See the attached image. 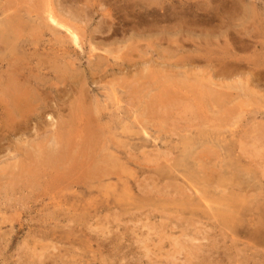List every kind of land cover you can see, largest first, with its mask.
<instances>
[{
	"label": "rangeland",
	"instance_id": "374dc122",
	"mask_svg": "<svg viewBox=\"0 0 264 264\" xmlns=\"http://www.w3.org/2000/svg\"><path fill=\"white\" fill-rule=\"evenodd\" d=\"M0 30V264H264V0H0Z\"/></svg>",
	"mask_w": 264,
	"mask_h": 264
},
{
	"label": "bare ground",
	"instance_id": "6f19581e",
	"mask_svg": "<svg viewBox=\"0 0 264 264\" xmlns=\"http://www.w3.org/2000/svg\"><path fill=\"white\" fill-rule=\"evenodd\" d=\"M51 5H52V4H51ZM54 7H55V6H54ZM57 7H58V6H57ZM58 9H59V8H58ZM46 10H47V9H46ZM55 12H56V11H55ZM174 13H175V12H174ZM174 13H173V14H174ZM176 13H177V12H176ZM176 13H175V14H176ZM173 14H172V15H173ZM175 14H174V16H175ZM177 14H178V13H177ZM12 15H13V14H12ZM46 15H48V19H49V21H50L51 23H53V24H55V25H57V26H61V27L65 28L66 31H67V32L69 33V35H70V38H71V41L73 42V45H76V46L79 47V42H81V41H79V36H78V34H77L73 29L67 27V24H66V26H65L64 23H61V22L56 18L55 13H54L53 11H51V9H48V14H46ZM172 15H171V16H172ZM174 16H173V17H174ZM177 16H178V15H177ZM6 17H7V16H6ZM168 17H169V16H168ZM8 19H9V18H8ZM45 19H46V18H45ZM168 19H169V18H168ZM15 21L18 22V20H15ZM20 21H21V20H20ZM11 22H12V21H11ZM36 22H37V21H36ZM51 23H50V24H51ZM14 24H16V23H14ZM103 24H104V23H103ZM186 24H188V23H186ZM11 25H13V24L11 23ZM51 25H52V24H51ZM51 25H50V26H51ZM179 25H180V24H179ZM184 25H185V24H184ZM13 26H14V25H13ZM16 26H17V25H16ZM19 26H20V25H19ZM50 26H49V27H50ZM166 26H167V25H166ZM173 26H174V25H173ZM4 27H5V26H4ZM10 27H12V26H10ZM14 27H15V26H14ZM163 27H164V25H163ZM174 27H175V26H174ZM176 27H177V26H176ZM51 28H52V27H51ZM160 28H161V27H160ZM47 29H48V28H47ZM49 29H50V28H49ZM49 29H48V30H49ZM57 29H58V28H57ZM161 29H162V28H161ZM168 29H169V28H166V30H168ZM173 29H175V28H173ZM173 29H172V30H173ZM181 29H182V28H181ZM10 30H11V28H10ZM18 30H20V29H18ZM75 30H76V29H75ZM146 30H147V28H146ZM150 30H151V28H150ZM158 30H159V29H158ZM170 30H171V29H170ZM170 30H169V31H170ZM11 31H12V30H11ZM152 31H153V30H152ZM169 31H167V32H169ZM178 31H179V30H178ZM0 32H2V30H0ZM148 32H149V31H148ZM157 32H158V31H157ZM164 33H166V32H164ZM1 34H2V33H1ZM12 34H13V33H12ZM65 34H66V33H65ZM6 35H7V34H6ZM63 35H64V34H63ZM67 36H68V35H67ZM64 37H65V36H64ZM3 38H4V37H3ZM6 39H7V38H6ZM82 39H83V38H82ZM84 39H85V38H84ZM8 40H9V39H8ZM80 40H81V39H80ZM3 41H4V40H3ZM12 41H13V39H12ZM88 41H89V40H88ZM9 44H11V43H9ZM94 44H95V43H94ZM4 45H6V44H4ZM177 46H178V45H177ZM66 47H67V46H66ZM84 47H85V46H84ZM70 48H71V47H70ZM96 48H97V47H96ZM198 48H200V47H198ZM67 49H68V47H67ZM50 50H51V49H50ZM62 50H64V49L62 48ZM69 50H70V49H69ZM72 50H73V49H72ZM76 50H77V49H76ZM196 50H197V49H196ZM51 51H52V50H51ZM83 51H84V50H83ZM83 51H82V53H83ZM90 51H92V49H91ZM174 51H177V50H174ZM34 52H36V51H34ZM34 52H32V54H33ZM69 52H70V51H69ZM69 52L67 51V53H69ZM77 52H78V51H77ZM178 52H179V51H178ZM178 52H177V53H178ZM184 52H185V51H184ZM194 52H195V50H194ZM196 52H197V51H196ZM36 53H37V52H36ZM54 53H57V52H54ZM89 53H90V52H89ZM179 53L181 54L182 52H179ZM187 53H188V52H187ZM200 53H201V52H200ZM32 54H31V55H32ZM60 54H61V53H60ZM62 54H64V55L66 56V53H65V52L62 53ZM62 54H61V55H62ZM74 54H75V53H74ZM78 54H79V53H78ZM91 54H92V53H91ZM93 54H94V53H93ZM196 54H197V53H196ZM203 54H204V53H203ZM203 54H202V56H201V55H200V56L203 57ZM34 55H35V53H34ZM42 55H43V54L41 53V56H42ZM44 55L46 56V54H44ZM50 55H51V54H50ZM50 55H49V57H50ZM54 55H55V57H56V54H54ZM88 55H89V54H88ZM181 55H182V54H181ZM206 55H207V54H206ZM0 56H1V55H0ZM35 56H36V55H35ZM35 56H34V58H35ZM41 56H40V58H41ZM71 56H72V55H71ZM79 56H80V55H79ZM103 56H104V55H103ZM178 56H179V55H178ZM192 56H193V55H192ZM197 56H198V55H197ZM204 56H205V55H204ZM207 56H209V55H207ZM216 56H217V54H216ZM220 56H221V55H220ZM229 56H231V55H229ZM229 56H228V57H229ZM46 57H47V56H46ZM53 57H54V56H53ZM53 57L50 58V59L53 60ZM63 57H64V56H63ZM68 57H69V56H68ZM104 57H105V56H104ZM106 57H107V56H106ZM106 57H105V58H106ZM224 57H225V55H224ZM236 57H237V56H236ZM0 58H1V57H0ZM26 58H27V57H26ZM38 58H39V57H38ZM56 58H57V57H56ZM69 58H70V57H69ZM99 58H100V57H99ZM181 58L183 59V57H181ZM194 58H196V56H194ZM207 58H208V57H207ZM222 58H223V57H222ZM19 59H20V58H19ZM23 59H25V58H23ZM45 59H46V58H45ZM47 59H48V57H47ZM60 59H61V58H60ZM64 59H65V58H64ZM88 59H90V57H89ZM107 59H108V58H107ZM196 59H197V58H196ZM196 59H195V60H196ZM210 59H211V57H210ZM219 59H220V58H219ZM226 59H228V58H226ZM233 59H234V57H233ZM236 59H238V58H236ZM242 59H243V58H242ZM260 59H261V58H260ZM11 60H12V59H11ZM11 60H10V61H11ZM17 60H18V57H17ZM21 60H22V59H21ZM56 60H57V59H56ZM61 60H62V59H61ZM101 60H102V59H101ZM101 60H100V61H101ZM113 60H114V59H113ZM113 60H112V61H113ZM127 60H128V59H127ZM127 60H126V61H127ZM174 60H175V59H174ZM177 60H178V59H177ZM195 60H193V61H195ZM203 60H204V59H203ZM216 60H217V59H216ZM230 60H232V58H231ZM234 60H235V59H234ZM246 60H247V59H246ZM248 60H249V59H248ZM250 60H251V59H250ZM252 60H253V59H252ZM258 60H259V59H258ZM258 60H256V62H257ZM14 61H15V60H14ZM14 61H12V62H14ZM54 61H55V60H53V61H51V62L54 63ZM58 61H59V60H58ZM89 61H90V60H89ZM110 61H111V60H110ZM126 61H125V63H126ZM179 61L181 62V59H180ZM179 61H178V62H179ZM182 61H185V60L183 59ZM188 61H189V60H188ZM222 61H224V60L222 59ZM222 61H221V64H223ZM41 62L43 63V61H41ZM61 62H62V61H61ZM70 62H73V61H69V63H70ZM90 62H91V61H90ZM114 62H115V61H114ZM138 62H139V61H138ZM185 62H186V61H185ZM206 62H207V61H206ZM226 62L228 63V61H226ZM230 62H231V61H230ZM230 62H229V64H230ZM239 62H240V61H239ZM246 62H247V61H246ZM262 62H263V61H262ZM0 63H1V62H0ZM14 63H15V62H14ZM14 63H13V64H14ZM46 63H47V62H46ZM49 63H50V61H49ZM49 63H48V64H49ZM57 63H58V62H57ZM69 63H68V64H69ZM99 63H100V62H99ZM99 63H98V64H99ZM119 63H120V62H119ZM194 63H195V62H194ZM214 63L217 64L216 62H214ZM234 63H235V62H234ZM242 63H243V62H242ZM257 63H258V62H257ZM8 64H9V63H8ZM55 64H56V63H55ZM55 64H54V65H55ZM90 64H91V63H90ZM111 64L113 65V63H111ZM128 64H129V65H128ZM128 64H127L128 66L131 65L130 62H129ZM180 64H182V62H181ZM224 64H225V63H224ZM239 64H240V63H239ZM239 64H238V65H239ZM16 65H18V63H17ZM23 65H24V64H23ZM44 65H45V64H44ZM65 65H66V64H65ZM74 65H75V64H74ZM74 65H73V66H74ZM109 65H110V64H109ZM208 65H209V64H208ZM234 65H235V64H234ZM240 65H241V64H240ZM240 65H239V66H240ZM243 65H244V64H243ZM9 66H10V65H9ZM18 66H19V65H18ZM69 66H71V64H70ZM114 66H115V65H114ZM116 66H117V65H116ZM116 66H115V67H116ZM215 66H218V65H215ZM229 66H230V65H227V67H229ZM246 66H247V65H246ZM16 67H17V66H16ZM22 67H23V66H22ZM49 67H52V65L49 64ZM58 67H60V66H59V63H58ZM58 67H57V69H58ZM101 67H102V65H101ZM104 67H105V66H104ZM119 67H120V66H119ZM119 67H118V68H119ZM230 67H231V66H230ZM230 67H229V69H230ZM235 67H237V65H235ZM249 67H250V66H249ZM11 68H12V67H11ZM26 68H27V67H26ZM26 68H25V69H26ZM47 68H48V67H47ZM54 68L56 69V65L54 66ZM54 68H52V69H54ZM70 68H71V67H70ZM96 68H97V67H96ZM112 68H113V67H112ZM215 68H216V67H215ZM222 68H223V67H222ZM238 68L240 69V67H238ZM22 69H23V68H22ZM49 69H50V68H49ZM57 69H56L55 71H57ZM59 69H60V68H59ZM89 69H90V68H89ZM100 69H101V68H100ZM105 69H106V68H105ZM116 69H117V68H116ZM119 69H120V68H119ZM216 69H217V68H216ZM231 69H232V68H231ZM241 69H242V67H241ZM19 70H20V69H19ZM60 70H61V69H60ZM62 70H64L63 67H62ZM62 70H61V71H62ZM117 70H118V69H117ZM211 70H212V69H211ZM211 70H210V71H211ZM223 70H224V69H223ZM242 70H243V69H242ZM259 70H260V69H259ZM8 71H10V70L8 69ZM12 71H13V70H12ZM12 71H11V72H12ZM65 71H66V70H65ZM69 71H70V70H69ZM91 71H92V70H91ZM95 71H96V70H95ZM95 71H93V72L95 73ZM194 71H195V70H194ZM196 71H198V70H196ZM233 71H234V70H233ZM233 71H232V72H233ZM254 71H255V70H254ZM254 71H253V73H254ZM11 72H10V73H11ZM25 72H26V71H25ZM67 72H68V71H67ZM67 72H66V73H67ZM88 72L90 73V71H88ZM106 72H107V71H105V73H106ZM109 72H110V69H109ZM115 72H116V71H114V73H115ZM224 72H225V71H224ZM232 72H231V76L233 75ZM235 72H236V70H235ZM243 72H244V71H243ZM243 72H241V73L238 72V73H239V74H243ZM256 72H257V71H256ZM259 72H260V71H259ZM262 72H263V71H262ZM15 73H16V72H14V74H15ZM21 73H22V72H21ZM23 73H24V72H23ZM26 73H27V72H26ZM58 73H59V70H58ZM61 73H63V71H62ZM68 73H69V72H68ZM97 73H99V72L97 71ZM102 73L105 74L104 71H103ZM107 73H108V72H107ZM111 73H112V72H111ZM199 73H200V70H199ZM202 73H203V72H202ZM225 73H226V72H225ZM238 73H237V74H238ZM69 74H70V73H69ZM99 74H100V73H99ZM203 74H204V73H203ZM211 74H213V73H211ZM211 74H210V75H211ZM214 74H217V72H215ZM255 74H256V73H255ZM258 74H259V73H258ZM258 74H256L255 76H257ZM10 75H12V74H10ZM66 75H67V74H66ZM90 75H92V74H90ZM94 75H95V74H94ZM210 75H209V76H210ZM217 75H218V74H217ZM224 75H225V74H224ZM229 75H230V74H229ZM229 75H228V76H229ZM251 75H252V73H251ZM260 75H261V74H260ZM15 76H16V74H15ZM28 76H29V75H28ZM38 76H39V75H38ZM38 76H36L35 78L37 79ZM61 76L63 77V75H61ZM77 76H78V75H77ZM200 76H201V75H200ZM231 76H230V77H231ZM255 76L253 75V77H255ZM6 77H8V74H7ZM6 77H5V78H6ZM12 77H13V75H12ZM92 77H93V76H92ZM100 77H101V76H100ZM203 77H204V76H203ZM210 77H211V76H210ZM258 77H259V75H258ZM8 78H9V77H8ZM10 78H11V77H10ZM13 78H14V77H13ZM30 78H32V77H30ZM38 78H39V77H38ZM50 78H51V77H50ZM55 78H56V77H55ZM63 78H64V77H63ZM72 78H73V77H72ZM235 78H236V77H235ZM242 78H243V77H242ZM245 78H246V77H245ZM245 78H244V79H245ZM248 78L251 79L252 76H248ZM1 79H2V78H1ZM64 79H67V78H64ZM75 79H76V77H75ZM75 79H74V80H75ZM141 79H142V78H141ZM262 79H263V78H262ZM38 80H39V79H38ZM40 80L42 81V78H41V77H40ZM67 80H68V79H67ZM67 80H66V81H67ZM76 80H77V79H76ZM219 80H220V79H219ZM246 80H247V78H246ZM257 80H258V78H257ZM4 81H5V80H4ZM15 81H16V80H15ZM21 81H22V80H21ZM35 81H36V80H35ZM41 81H40V82H41ZM56 81H57V80H56ZM212 81H213V80H212ZM247 81H248V80H247ZM249 81H250V80H249ZM262 81H264V80H262ZM2 82H3V81H2ZM12 82H13V81H12ZM26 82H27V81H26ZM37 82H38V81H37ZM54 82H55V81H54ZM71 82H72V81H71ZM244 82L246 83V81H244ZM24 83H25V82H24ZM74 83H75V82H74ZM230 83H231V82H230ZM263 83H264V82H263ZM4 84H5V83H4ZM18 84H20V83H18ZM30 84H31V82H30ZM36 84H37V83H36ZM36 84H35V85H36ZM67 84H68V83H67ZM69 84L72 85V83H69ZM209 84H210V83H209ZM211 84H212V83H211ZM211 84H210V85H211ZM213 84H214V83H213ZM213 84H212V85H213ZM217 84H218V82H217ZM217 84H216V81H215V85H217ZM220 84H221V83H220ZM249 84H252V83H248V86H250ZM9 85L11 86V89L8 88V87H10ZM14 85H15V84H14ZM22 85H23V83H22ZM38 85H39V84H38ZM40 85H41V84H40ZM218 85H219V84H218ZM233 85H234V83H233ZM33 86H34V85H33ZM213 86H214V85H213ZM219 86H220V85H219ZM221 86H223V85H221ZM226 86H227V85H226ZM0 87H1V86H0ZM4 87H5V86H4ZM13 87H14V86H13ZM16 87H18V86H16ZM23 87H24V86H23ZM43 87H44V86H43ZM224 87H225V86H224ZM7 88H8L7 90H6V88H4L3 90H2V88H1L2 91H0V92H2V93H0V94L2 95V99L4 98L5 100H7V101H9V102H12V103H11V108H10L8 111H9L10 113H13L14 111L17 110V111H20V114H21V113H23L25 110H27V109H28V107H27V106H28V104H27L28 101L25 102V99H24V95H25V94H24V93H23V94H22V93L19 94V89H18V88H13V89H12V85H11L10 83L7 85ZM19 88H20V86H19ZM35 88H36V87H35ZM71 88H72V87H71ZM201 88H202V87H201ZM203 88H204V87H203ZM205 88L207 89V87H205ZM214 88H215V87H214ZM214 88H213V90L216 89V88H215V89H214ZM249 88H250V87H249ZM22 89H23V88H22ZM67 89H68V88H67ZM72 89H73V88H72ZM219 89H220V88H219ZM219 89H218V90H219ZM27 90H28V89H27ZM31 90H32V89H31ZM43 90H44V89H43ZM65 90H66V89H65ZM69 90H70V89H69ZM75 90H76V87H75ZM209 90H211V89H209ZM218 90L216 89V94H217V91H218ZM220 90H221V92H223V91H222L223 89H220ZM36 91H37V90H36ZM57 91H58V90H57ZM57 91H56V92H57ZM205 91H206V90H205ZM225 91H226V90H225ZM71 92H72V91H71ZM203 92H204V89H203ZM207 92H208V89H207ZM213 92H214V91H213ZM213 92H212V93H213ZM221 92H219L218 95H219ZM229 92H230V93H229ZM229 92H228V94H227V95H229V97H227V98H228V99H232V98H230V96H231V94H233V92H232V93H231V91H229ZM31 93H32V92H31ZM35 93H36V92H35ZM136 93H137V92H136ZM138 93H139V92H138ZM250 93H251V92H250ZM139 94H140V93H139ZM204 94L206 95V93H204ZM216 94H215V95H216ZM223 94H224V93H223ZM28 95L31 96V94H28ZM34 95H35V94H34ZM209 95H211V93H208V96H209ZM213 95H214V93H213ZM213 95H212V96H213ZM25 96H26V95H25ZM30 96H29V97H30ZM203 96H204V95H203ZM203 96H200V97H203ZM221 96H223V95H221ZM224 96H226V92H225V95H224ZM224 96H223V97H224ZM167 97H168V96H167ZM27 98H28V97H27ZM37 98H38V97H37ZM207 98H208V97H207ZM215 98H218V97H215ZM215 98H213V99L215 100ZM220 98H221V97H219V99H220ZM4 99H3V100H4ZM31 99H32V98H31ZM33 99H34V98H33ZM211 99H212V97L209 98L210 103H211V101H214L213 99H212V100H211ZM219 99H216V100L218 101ZM204 100H205V99H204ZM226 100H227V99H226ZM170 101H171V100H170ZM198 101H199V100H198ZM200 101H201V100H200ZM220 101L222 102V99H220ZM224 101H225V97H224ZM228 101H229V100H228ZM36 102H37V101H36ZM156 102H157V101H156ZM218 102H219V101H218ZM218 102H217V104H218ZM38 103H39V102H37V104H38ZM219 103H220V102H219ZM22 104H23V105H22ZM32 104H33V103H32ZM161 104H162V103H161ZM217 104H216V102H215V105H216V106H217ZM222 104H223V102H222ZM224 104H225V103H224ZM4 105L6 106V104H4ZM21 105H22V106H21ZM58 105H59V104H58ZM60 105H61V104H60ZM159 105H160V104H159ZM159 105H158V106H159ZM212 105H214V102H213ZM1 106H3V105H1ZM155 106H156V105H155ZM162 106H163V105H162ZM222 106H223V105H222ZM164 107H165V106H164ZM8 108H9V106H8ZM20 108H21V110H19ZM62 108H63V107H62ZM85 109H86V108H85ZM58 110H59V109H58ZM0 111H1V109H0ZM80 111H81V110H80ZM80 111H79V112H80ZM1 112H2V111H1ZM25 115H26V114H25ZM50 116H51V115H50ZM85 116H86V115H85ZM5 117H6V114H5ZM46 117H47V116H46ZM86 117H87V116H86ZM0 118H1V117H0ZM52 118H53V117H52ZM89 118H90V117H89ZM18 119H19V118H18ZM97 119H98V118H97ZM24 120L26 121L25 118H24ZM27 120H28V119H27ZM78 120H79V119H78ZM39 121H41V120H39ZM42 121H43V120H42ZM42 121H41V122H42ZM139 121H140V120H139ZM8 122H9V121H8ZM11 122H12V121H11ZM120 122H121V121H120ZM29 123H30V122H29ZM87 123H88V122H87ZM0 124H1V123H0ZM9 124H10V123H9ZM12 125H13V124H11V126H12ZM15 125H16V124H15ZM0 126H1V125H0ZM28 126H29V125H28ZM21 127H22V125H21ZM58 127H59V126H58ZM140 127H141V126H140ZM3 128H4V127H3ZM13 128H14V126H13ZM51 129H52V128H51ZM186 129H187V128H186ZM1 130H2V129H1ZM4 130H5V128H4ZM19 130H20V129H19ZM19 130H18V131H19ZM21 130H22V129H21ZM42 130H43V129H42ZM52 130H53V129H52ZM54 130H56V128H55ZM189 130H190V129H189ZM12 131H13V130H12ZM48 131H49V130H48ZM60 131H61V130H60ZM149 131H150V130H149ZM6 132H7V131H6ZM20 132H21V131H20ZM22 132H23V131H22ZM44 132H45V131H44ZM62 132H63V131H62ZM1 133H2V131H1ZM45 133H46V132H45ZM87 133H88V132H87ZM55 134H56V133H55ZM14 135H15V134H14ZM14 135H13V136H14ZM23 135H24V134H23ZM21 136H22V135H21ZM54 136H55V135H54ZM14 137H15V136H14ZM18 137H19V136H18ZM55 137H56V136H55ZM55 137H54V138H55ZM6 138H7V137H6ZM6 138H5V139H6ZM10 138H11V137H10ZM12 138H13V137H12ZM15 138H16V137H15ZM56 138H57V137H56ZM56 138H55V139H56ZM3 139H4V138H3ZM19 139H20V137H19ZM15 140H16V139H15ZM17 140H18V139H17ZM17 140H16V141H17ZM25 140H26V139H25ZM18 141H19V140H18ZM26 141H27V140H26ZM84 141H85V140H84ZM85 142H86V141H85ZM23 143H24V142H23ZM79 143H80V142H79ZM88 143H89V142H88ZM21 144H22V143H21ZM27 144H28V143H27ZM27 144H26V145H27ZM5 145H6V143H5ZM11 145H12V144H11ZM84 145H85V144H84ZM14 146H15V145H14ZM23 146H24V145H23ZM5 147H6V146H5ZM12 147H13V146H12ZM23 149H24V148H23ZM69 149H70V148H69ZM152 149H153V148H152ZM156 149H157V148H156ZM156 149H155V150H156ZM7 150H8V149H7ZM36 150H37V149H36ZM57 150H58V148H57ZM81 150H82V149H81ZM23 151H25V150H23ZM27 151H28V150H27ZM37 151H38V150H37ZM161 151H162V150H161ZM166 151H167V150H166ZM166 151H165V152H166ZM170 151H171V150H170ZM199 151H200V150H199ZM5 152H6V151H5ZM61 152H62V151H61ZM84 152H85V151H84ZM163 152H164V151H163ZM6 153H7V152H6ZM9 153H10V152H9ZM20 153H21V152H20ZM32 153H33V152H32ZM157 153H158V152H157ZM173 153H174V152H173ZM48 154H50V153H48ZM48 154H47V156H48ZM62 154H63V153H62ZM159 154H160V153H159ZM169 154H171V152H170ZM13 155H15V154H13ZM20 155H21V154H20ZM34 155H35V154H34ZM164 155H165V154H164ZM171 155H172V154H171ZM35 156H36V155H35ZM45 156H46V155H45ZM89 156H90V155H89ZM156 156H157V155H156ZM162 156H163V155H162ZM165 156H166V155H165ZM167 156H169V155H167ZM25 157H26V156H25ZM59 157H60V156H59ZM80 157H81V156H80ZM163 157H164V156H163ZM193 157H194V156H193ZM57 158H58V157H57ZM62 158H63V157H62ZM76 158H77V157H76ZM168 158H170V157H168ZM64 159H65V158H64ZM25 160H26V159H25ZM35 160H36V159H35ZM40 160H41V159H40ZM198 160H200V159H197V161H198ZM32 161H33V160H32ZM44 161H45V159H44ZM63 161H64V160H63ZM73 161H74V160H73ZM41 162H42V160H41ZM179 162H182V161H179ZM19 163H20V162H19ZM24 163H25V162H24ZM28 163H29V161H28ZM48 163H50V162H48ZM70 163H71V162H70ZM42 164H43V163H42ZM53 164H54V163H53ZM164 164H165V163H164ZM171 164H172V163H171ZM181 164H182V163H181ZM32 165H33V164H32ZM32 165H30V166H32ZM89 165H90V164H89ZM7 166H8V165H7ZM13 166H14V165H13ZM19 166H20V165H19ZM40 166H41V164H40ZM96 166H97V165H96ZM179 166H181V165H179ZM182 166H183V165H182ZM198 166H199V165H198ZM15 167H16V166H15ZM34 167H35V166H34ZM42 167H43V166H42ZM84 167H85V165L83 166V168H84ZM192 167H193V166H192ZM196 167H197V166H196ZM13 168H14V167H13ZM54 168H55V166H53V169H54ZM7 169H8V168H7ZM57 169H58V168H57ZM67 169H68V168H67ZM79 169H80V168H79ZM98 169H99V166H98ZM100 169H102V168L100 167ZM100 169H99V171H100ZM109 169H110V168H109ZM155 169H156V168H155ZM182 169H183V168H182ZM200 169H201V168L199 167L198 170L200 171ZM226 169H227V168H226ZM229 169H230V168H229ZM47 170H48V169H47ZM81 170H82V169H81ZM83 170H84V169H83ZM85 170H86V169H85ZM160 170H161V169H160ZM160 170H159V172H160L159 175L161 174V171H162V170H161V171H160ZM175 170H176V169H175ZM194 170H195V169H194ZM231 170H232V169H231ZM233 170H234V169H233ZM25 171H26V170H25ZM25 171H24V172H25ZM50 171H51V170H50ZM57 171H58V170H57ZM74 171H75V170H74ZM88 171H89V170H88ZM95 171H97V170H95ZM166 171H167V170H166ZM168 171H169V170H168ZM168 171H167V172H168ZM226 171H227V170H226ZM20 172H21V170H20ZM27 172H30L29 169H28ZM47 172H49V171H47ZM66 172H68V171H66ZM84 172H85V171H84ZM84 172H83V173H84ZM86 172H87V171H86ZM100 172H101V171H100ZM110 172H111V171H110ZM196 172H197V170H196ZM21 173H23V172H21ZM35 173H36V172H35ZM60 173H61V172L59 171V176H61ZM68 173H70V172H68ZM68 173H66V174H68ZM162 173H163V172H162ZM24 174H26V173H24ZM42 174H43V173H42ZM56 174H57V173H56ZM56 174H55V175H56ZM92 174H93V173H92ZM96 174H97V173H96ZM171 174H172V173H171ZM47 175H48V174H47ZM50 175H51V174H50ZM50 175H49V176H50ZM55 175H54V176H55ZM62 175H63V174H62ZM80 175H81V174H80ZM82 175H84V174H82ZM82 175H81V176H82ZM86 175H88V174H86ZM161 175H162V174H161ZM182 175H183V174H182ZM233 175H234V174H233ZM25 176H26V175H25ZM49 176H48V177H49ZM74 176H76V175L74 174ZM163 176L165 177V176H167V175H163ZM163 176H162V177H163ZM168 176H169V175H168ZM178 176H179V175H178ZM178 176H177V177H178ZM183 176H184V175H183ZM228 176H229V175H227V177H228ZM231 176H232V175H231ZM0 177H1V176H0ZM62 177H63V176H61V178H62ZM71 177H72V176H70V178H71ZM89 177H90V176H89ZM91 177H92V176H91ZM96 177H98V176H96ZM158 177L160 178V176H158ZM179 177H180V176H179ZM5 178H6V177H5ZM14 178H15V177H14ZM22 178H23V177H22ZM51 178H53V177H51ZM66 178H67V176H66ZM68 178H69V177H68ZM120 178H121V177H120ZM120 178H119V181H120ZM168 178H169V177H168ZM224 178H225V177H224ZM231 178H232V177H231ZM54 179H55V177H54ZM56 179H57V178H56ZM91 179H92V178H91ZM93 179H94V178H93ZM108 179H109V178H108ZM183 179H184V178H183ZM194 179H195V178H194ZM227 179H228V178H227ZM229 179H230V178H229ZM5 180H6V179H5ZM8 180H10V179H8ZM13 180H15V179H13ZM43 180H44V179H43ZM59 180H61V179H59ZM63 180H64V179H63ZM79 180H80V179L78 178V181H79ZM105 180H106V179H105ZM113 180H114V179H113ZM138 180L140 181V178H139ZM0 181H1V180H0ZM15 181H16V180H15ZM15 181H14V182H15ZM19 181H22V180L19 179ZM19 181H18V182H19ZM26 181H27V180H26ZM68 181H71V179L68 180ZM89 181H90V180H89ZM143 181H144V180H143ZM163 181H164V180H163ZM170 181H171V180H170ZM190 181H191V180H190ZM208 181H209V180H208ZM225 181H226V180H225ZM237 181H238V180H237ZM56 182H57V181H56ZM71 182H72V181H71ZM71 182H70V183H71ZM100 182H101V181H100ZM109 182H110V181H109ZM125 182H126V181H125ZM137 182H138V181H137ZM167 182H168V181H167ZM167 182H166V183H167ZM173 182H174V181H173ZM173 182H172V183H173ZM178 182H179V181H178ZM186 182H187V181H186ZM191 182H192V181H191ZM6 183H7V182H6ZM16 183H17V182H16ZM23 183H24V182H23ZM46 183H47V182H46ZM51 183H52V182H51ZM53 183H54V182H53ZM84 183H85V182H84ZM94 183H95V182H94ZM121 183H122V182H121ZM132 183H133V182H132ZM138 183H139V182H138ZM145 183H146V182H144V184H145ZM166 183H165V184H166ZM172 183H171V184H172ZM179 183H180V182H179ZM207 183H208V182H207ZM216 183H217V182H216ZM55 184H56V183H55ZM64 184H65V183H64ZM82 184H83V183H82ZM82 184H81V185H82ZM104 184H105V183H104ZM115 184H116V183H115ZM130 184H131V182H130ZM180 184L182 185V183H180ZM187 184H188V183H187ZM217 184H218V183H217ZM2 185H3V184H2ZM38 185H39V184H38ZM52 185H53V184H52ZM91 185H92V184H91ZM110 185H111V184H110ZM117 185H118V184H117ZM119 185H120V182H119ZM163 185H164V183H163ZM166 185H167V184H166ZM168 185L170 186L169 188H171V187H173V186H174V187L177 186V185H173V186H171L170 183H168ZM168 185H167V186H168ZM196 185H197V184H196ZM231 185H232V184H231ZM13 186H14V185H13ZM67 186H68V185H67ZM69 186H70V185H69ZM82 186H83V185H82ZM87 186H89V185L87 184ZM125 186H126V185H125ZM140 186H142V181H141V185H140ZM188 186H189V185H188ZM190 186H191V185H190ZM190 186H189V187H190ZM241 186H242V185H241ZM44 187H45V186H44ZM57 187H58V186H57ZM61 187H63V186H61ZM74 187H75V186H74ZM94 187H95V186H94ZM108 187H109V186H108ZM132 187H133V186H132ZM134 187H135V186H134ZM136 187H137V186H136ZM174 187H173V188H174ZM180 187H181V186H180ZM183 187H184V186H183ZM193 187H194V186H193ZM52 188H53V187H52ZM72 188H73V186H72ZM105 188H106V187H105ZM117 188H119V187H117ZM159 188H162V187L160 186ZM166 188H168V187L165 186L164 189H166ZM169 188H168V190L170 191ZM242 188H243V187H242ZM244 188H246V187H244ZM53 189H54V188H53ZM57 189H58V188H57ZM106 189H107V188H106ZM124 189H125V188H124ZM126 189H127V188H126ZM164 189H163V190H164ZM171 189H172V188H171ZM185 189H186V188H185ZM195 189H196V187H195ZM195 189H194V190H195ZM200 189H201V188H200ZM200 189L197 188L198 191H199ZM55 190H56V188H55ZM58 190H60V189H58ZM58 190H57V192H58ZM108 190H109V189H108ZM127 190H128V189H127ZM139 190H140V188H139ZM143 190H144V189H143ZM149 190H150V189H149ZM154 190H155V189H154ZM159 190H162V189H159ZM159 190H158V191H159ZM201 190H202V189H201ZM234 190H235V189H234ZM113 191H114V190H113ZM136 191H137V190H136ZM145 191H146V190H145ZM155 191H156V190H155ZM155 191H154V192H155ZM174 191H175V190H174ZM64 192H65V191H64ZM90 192H92V190H91ZM114 192H115V191H114ZM140 192H141V191H140ZM140 192H139V193H140ZM150 192L152 193V190H151ZM154 192H153V193H154ZM162 192H165V190L162 191ZM166 192H167V189H166ZM170 192H171V191H170ZM180 192H181V191H180ZM189 192H191V190H190ZM192 192H193V191H192ZM192 192H191V193H192ZM200 192H201V191H200ZM203 192H204V191H203ZM115 193H116V192H115ZM131 193H132V192H131ZM155 193H156V192H155ZM157 193H158V192H157ZM172 193H174V192H172ZM175 193L177 194V193H179V191L176 190ZM201 193H202V192H201ZM232 193H233V192H232ZM55 194H56V193H55ZM90 194H91V193H90ZM141 194H142V193H141ZM144 194H146V193H144ZM158 194H160V191H159ZM168 194H169V193H168ZM66 195H67V194H66ZM74 195H75V194H74ZM155 195L157 196V194H155ZM179 195H180V194H179ZM192 195H195V194L192 193ZM204 195H205V192H204ZM229 195H231V194H229ZM238 195H239V194H238ZM90 196H91V195H90ZM141 196H142V195H141ZM163 196H164V195H163ZM176 196H177V198H178V195H176ZM176 196H175L174 198H176ZM183 196H184V195H183ZM186 196H187V195H186ZM195 196H197V195H195ZM234 196H235V195H234ZM70 197H71V195H70ZM78 197H80V196H78ZM157 197H158L157 199L163 198V197H160V196H157ZM191 197H193V196H191ZM197 197H198V196H197ZM239 197H240V196H239ZM239 197H238V198H239ZM241 197H242V194H241ZM65 198H66V197H65ZM74 198H75V197H74ZM76 198H77V197H76ZM94 198H95V196H94ZM164 198H167V197H164ZM180 198L183 199V197H179L178 199H180ZM187 198H188V196H187ZM194 198H195V197H194ZM203 198H204V197H203ZM78 199H79V198H78ZM200 199H201V197H200ZM200 199H198V201H199ZM205 199H206V198H205ZM96 200H97V199H96ZM163 200H164V199H163ZM184 200L186 201L185 198H184ZM188 200H189V199H188ZM73 201H74V200H73ZM191 201H192V200H191ZM191 201H189V202L192 203ZM201 201H202V200H201ZM207 201H208V200H207ZM209 201H210V200H209ZM228 201H229V200H228ZM77 202H78V201H77ZM113 202H115V200H114ZM193 202H194V201H193ZM65 203H66V202H65ZM87 203H88V202H87ZM197 203H198V202H197ZM207 203H208V202H207ZM194 204H195V203H194ZM224 205H225V204H224ZM262 205H263V204H262ZM87 206H88V205H87ZM87 206H85V207H87ZM92 206H94V205H92ZM109 206H110V205H109ZM117 206H118V205H117ZM97 207H98V206H97ZM111 207H112V206H111ZM115 207H116V206H115ZM118 207H119V206H118ZM196 207H197V206H196ZM209 207H210V206H208V208H209ZM121 208H122V206H121ZM153 208H154V207H153ZM212 208H213V207H212ZM107 209H109V208H107ZM167 209H168V208H167ZM234 209H235V208H234ZM127 210H128V209H127ZM139 210L142 211L141 209H139ZM210 210H211V209H210ZM227 210H228V209H227ZM235 210H236V209H235ZM240 210H241V209H240ZM94 211H95V210H94ZM116 211H117V210H116ZM133 211H134V210H133ZM147 211L149 212V210H147ZM237 211H239V210H237ZM91 212H92V211H91ZM108 212H109V211H108ZM145 212H146V210H145ZM145 212L143 213L144 215H145ZM150 212H151V211H150ZM128 213H129V212H128ZM134 213H135V212H134ZM134 213H133V214H132V213H129V214H132V215H130V217H131V216L136 217V216L134 215ZM136 213H137V212H136ZM241 213H242V212H241ZM121 214H122V213H121ZM138 214H140V213H138ZM146 214H147V213H146ZM149 214H150V213H149ZM159 214H160V213H159ZM165 214H167V213H165ZM114 215H115V214H114ZM123 215H124V214H123ZM136 215H137V214H136ZM154 215H155V214H154ZM162 215H163V214H162ZM162 215H161V217H162ZM120 216H121V215H120ZM152 216H153V215H152ZM106 217H107V216H106ZM106 217H105V218H106ZM116 217H117V216H116ZM139 217H140V215H139ZM74 218H75V217H74ZM89 218H90V217H89ZM99 218H100V217H99ZM105 218H104V219H105ZM107 218H108V217H107ZM126 218H128L127 215H126ZM140 218H141V217H140ZM166 219H167V217H166ZM109 220H110V219H109ZM117 220H119V219H117ZM174 220H175V219H174ZM176 220H177V219H176ZM100 221H101V220H100ZM131 221H132V220H129V223H130ZM147 221H148V220H147ZM167 221H168V219L166 220V222H167ZM193 221H194V220H193ZM196 221H197V220H196ZM109 222H110V221H109ZM140 222H141V221H140ZM177 222H178V221H177ZM180 222H181V221H180ZM184 222H185V221H184ZM91 223H92V222H91ZM98 223H99V222H98ZM101 223H103V222H101ZM104 223H106V221H105ZM104 223H103V224H104ZM116 223H117V222H116ZM119 223H120V221H119ZM119 223H118V224H119ZM129 223H128V224H129ZM144 223H145V222H144ZM146 223H147V222H146ZM146 223H145V224H146ZM153 223H155V222H153ZM160 223H161V222H160ZM164 223H165V222H164ZM77 224H78V222H77ZM112 224H113V223H112ZM176 224H177V223H176ZM180 224H181V223H180ZM185 224H186V223H185ZM188 224H189V223H188ZM195 224H196V223H195ZM93 225H94V224H93ZM105 225H106V224H105ZM124 225H125V224H124ZM130 225H131V223H130ZM140 225L142 226L143 224H140ZM165 225H166V224H165ZM183 225H184V224H183ZM79 226H80V225H79ZM109 226H110V225H109ZM132 226H133V225H132ZM143 226H145V225H143ZM156 226H158V225H156ZM169 226H170V225H169ZM171 226H172V223H171ZM173 226H174V223H173ZM173 226H172V227H173ZM187 226H188V225H187ZM115 227H116V226H115ZM130 227H131V226H130ZM130 227L128 226V228H130ZM133 227H134V226H133ZM182 227H183V226H182ZM80 228H81V227H80ZM109 228H111V226H110ZM109 228H108V229H109ZM135 228H137V227H135ZM138 228L140 229V227H138ZM138 228H137V229H138ZM158 228H159V227H158ZM158 228H157V229H158ZM178 228H179V227H178ZM178 228H177V230H179ZM180 228H181V227H180ZM187 228H188V227H187ZM98 229H99V228H98ZM103 229H104V228H103ZM111 229H112V228H111ZM121 229H122V228H121ZM137 229H135V230H137ZM149 229H151V228H149ZM149 229H148V230H149ZM152 229H153V228H152ZM159 229H160V228H159ZM174 229H175V227H174ZM183 229H184V227H183ZM190 229H191V227H190ZM109 230H110V229H109ZM109 230H108V231H109ZM153 230H154V229H153ZM195 230H196V229H195ZM197 230H198V229H197ZM124 231H125V230H124ZM154 231H155V230H154ZM201 231H202V230H201ZM201 231H200V232H201ZM98 232H99V231H98ZM103 232H104V231H103ZM149 232H150V231H149ZM151 232H152V230H151ZM155 232H157V231H155ZM180 233H181V231H180ZM186 233H187V232H186ZM193 233H194V232H193ZM123 234H124V233H123ZM149 234H150V233H149ZM156 234H157V233H156ZM184 234H185V233H184ZM197 234H198V233H197ZM207 234H208V233H207ZM150 235H153V234H150ZM179 235H180V234H179ZM198 235H199V234H198ZM210 235H211V234H210ZM170 236H171V235H170ZM187 236H188V238L190 239V237H191L192 235H191L190 237H189V235H187ZM153 237H154V235H153ZM173 237H174V235H173ZM173 237H172V239H174ZM181 237H182V236H181ZM185 237H186V236H185ZM185 237H184L183 239H185ZM202 237H203V235H202ZM140 238H141V237H140ZM142 238H143V237H142ZM144 239H145V237L143 238V240H144ZM152 239H153V238H152ZM192 239H194V238L192 237V238L190 239V241H191ZM195 239H196V238H195ZM195 239H194V240H195ZM197 239H198V238H197ZM143 240H142V241H143ZM149 240H150V239H148V242H149ZM154 240H155V239H154ZM194 240L191 242V244H192L193 242H195ZM200 240H201V239H200ZM200 240H199V241H200ZM142 241H141V242H142ZM181 241L183 242L182 238H181ZM209 241H210V240H209ZM148 242H147V243H146V242L144 243V241H143V243L146 244V245L148 244ZM171 242H172V241H171ZM202 242H203V241H202ZM211 242H212V241H211ZM211 242H210V243H211ZM151 243H152V242H151ZM174 243H175V241H174ZM178 243H179V242H178ZM185 243H186V242H184V244H185ZM189 243H190V242L188 241V244H189ZM203 243H204V242H203ZM213 243H214V242H213ZM213 243H212V244H213ZM144 244H143V245H144ZM186 244H187V243H186ZM194 244L196 245V242H195ZM205 244H207V243H205ZM148 245H149V244H148ZM150 245H151V244H150ZM153 245H154V243H153ZM195 245L192 244V247L195 246ZM200 245L202 246L203 244H200ZM200 245H199V246H200ZM210 245H211V244H210ZM176 246H177V244H176ZM178 246H179V245H178ZM207 246H208V245H207ZM233 246H234V245H233ZM143 247H147V246H143ZM173 247H174V246H173ZM173 247H172V250H173ZM189 247H191V246H189ZM189 247H188V248H189ZM196 247H198V246L196 245ZM202 247H203V246H202ZM235 247H237V246H235ZM118 248H119V247H118ZM184 248H185V247H184ZM198 248H199V247H198ZM198 248H197V249H198ZM204 248H205V247H204ZM206 248H207V247H206ZM209 248H210V247H209ZM213 248H214V247H213ZM177 249H178V248H177ZM185 249H186V248H185ZM189 249H190V248H189ZM194 249H195V248H194ZM200 249H201V248H200ZM228 249H229V248H228ZM239 249H241V248H239ZM174 250H175V249H174ZM186 250H187V249H186ZM195 250H196V249H195ZM203 250H205V249H203ZM207 250H208V249H207ZM209 250H210V249H209ZM209 250H208V251H209ZM212 251H213V249H212ZM225 251H226V250H225ZM234 251H235V250H234ZM240 251H241V250H240ZM180 252H181V250H180L178 253H180ZM182 252H184V251H182ZM206 252H207V251H206ZM214 252H216V251H214ZM175 253H176V252H175ZM189 253H190V252H189ZM193 253H194V251H193ZM197 253H198V252H197ZM197 253H196V254H197ZM199 253H200V252H199ZM209 253H211V251H210ZM230 253H231V252H230ZM171 254H172V253H171ZM181 254H182V253H181ZM184 254H187V253L185 252ZM184 254H183V255H184ZM194 254H195V253H194ZM211 254H213V253H211ZM172 255H173V254H172ZM190 255H191V254H190ZM190 255L188 254V256H190ZM197 255H198V254H197ZM197 255H196V256H197ZM200 255H202V253H201ZM232 255H233V254H232ZM170 256H171V255H170ZM174 256H175V255H174ZM174 256H173V257H174ZM209 256H210V255H209ZM211 256H212V255H211ZM197 257H198V256H197ZM197 257H196L195 259H197ZM190 258H194V257L190 256ZM188 259H189V258H188ZM215 259H216V258H215ZM215 259L213 258V260H215ZM188 261H189V260H188ZM219 262H220V261H219ZM210 263H212V262H210ZM216 264H217V263H216Z\"/></svg>",
	"mask_w": 264,
	"mask_h": 264
}]
</instances>
